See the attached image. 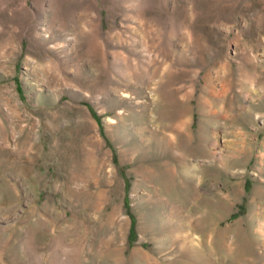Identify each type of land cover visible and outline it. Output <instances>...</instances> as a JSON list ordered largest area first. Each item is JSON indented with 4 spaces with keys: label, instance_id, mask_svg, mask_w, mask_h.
Wrapping results in <instances>:
<instances>
[{
    "label": "rangeland",
    "instance_id": "rangeland-1",
    "mask_svg": "<svg viewBox=\"0 0 264 264\" xmlns=\"http://www.w3.org/2000/svg\"><path fill=\"white\" fill-rule=\"evenodd\" d=\"M261 225L264 0H0V264H264Z\"/></svg>",
    "mask_w": 264,
    "mask_h": 264
},
{
    "label": "bare ground",
    "instance_id": "bare-ground-1",
    "mask_svg": "<svg viewBox=\"0 0 264 264\" xmlns=\"http://www.w3.org/2000/svg\"><path fill=\"white\" fill-rule=\"evenodd\" d=\"M215 135V134H214ZM191 137V136H190ZM219 143H220V141L218 140V138H217V136L215 137V139H214V141H213V146H214V148L215 149H217L218 148V146H219ZM215 153V152H214ZM211 156H212V154H211ZM220 156V155H219ZM183 163H185L186 164V166H184L181 170H184V168H188V170H189V173H190V175L192 176L193 174H194V172L196 171V166H193V165H191V166H189V165H187L188 163L186 162V159H185V157H182V160H181ZM180 170V171H181ZM186 171V170H185ZM168 176H170V174L169 173H166L165 174V178H166V180H168ZM259 228H260V230H264V225H261V226H259Z\"/></svg>",
    "mask_w": 264,
    "mask_h": 264
},
{
    "label": "trees",
    "instance_id": "trees-1",
    "mask_svg": "<svg viewBox=\"0 0 264 264\" xmlns=\"http://www.w3.org/2000/svg\"><path fill=\"white\" fill-rule=\"evenodd\" d=\"M133 233V226H131V228H130V234H132Z\"/></svg>",
    "mask_w": 264,
    "mask_h": 264
}]
</instances>
